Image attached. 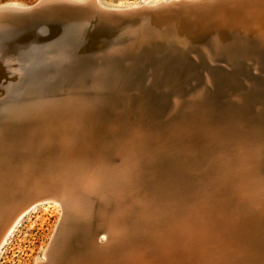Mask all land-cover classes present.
Here are the masks:
<instances>
[{
	"label": "bare ground",
	"instance_id": "bare-ground-1",
	"mask_svg": "<svg viewBox=\"0 0 264 264\" xmlns=\"http://www.w3.org/2000/svg\"><path fill=\"white\" fill-rule=\"evenodd\" d=\"M160 1H170V0H158V2ZM158 2L153 3V4H149L148 2L142 3V4L155 5ZM94 3L97 5V7L90 6L89 8L88 6V8L93 12L94 11L102 12L104 9L106 10H123V9H129V8L131 9V8H135L139 6L137 4V6L133 5L128 8H125V7L124 8H118V7L113 8V7H106L102 5L98 0H94ZM212 3H214V1ZM199 4H203V3L201 2ZM218 4L220 3L208 4V5L206 4L204 5L206 6L204 8H201V9L197 8L194 10L190 9L185 13L182 12L183 13L182 15L177 14L178 16L170 17L167 19H160V21L157 20L153 22H146L145 24H135L134 27L131 28V31L128 32L126 36H124V38L117 40L116 44L113 45V46H117L116 47L117 49L115 48L116 50L111 51V48H112L111 47L105 54L101 53V54H96V56H94V57H109V56L111 57H138L137 59L138 62L135 60L132 62L131 66L130 65L128 66V68L130 70H133V72L137 75L138 77V78L136 77L137 79L142 78L143 71L145 72V70H143V66L140 65L139 61L143 59L144 57H150L148 51L152 53L153 57H150L149 61L144 62L146 63V65L149 66L150 64L152 67L156 66L154 68H156V71L158 72L167 67V69L173 75H176L179 73L178 77L182 76L183 80L187 78L185 77L184 74H188V73L190 74L191 70L195 69L194 68L195 66L199 67L198 69L199 71H197V73L196 71L193 72L194 73L193 77L195 78V81L190 85V88L188 90L190 91V94L193 96V98L186 102V106L184 107L179 106L181 108H178V109L175 108L177 110L176 117L179 120V124H180L179 127L181 128H180L179 133L177 132L176 134L177 138L175 141L177 144L176 145L177 149L175 147L174 148L176 150L172 148L175 150V152L172 154L173 156H170L171 159H173L175 163L174 187H173L175 189V192L173 193L176 194V198H174L175 205L173 204L174 209H175L174 213L171 216L168 215L166 212L168 208L166 207L167 209L165 210V212L169 216V218L168 216L166 217L165 212L163 211L164 209L160 207L161 205L159 204V202H162V199L157 203L154 198L155 193H153V196H152L150 193V191L152 190H149L150 188L144 187L145 186L144 183L140 184L138 182L133 181V179L131 178L135 171L143 172L146 170L149 178L142 177L141 181L142 182H145L146 180L149 181L150 179L153 178L152 171L155 168L157 169V166H158L157 161H162L161 159L162 155L158 157L159 156L158 154H160L161 152L160 148L157 151H155L157 153L155 154V152L152 153L151 150H148V148H146V151H143L144 147H142L138 153L127 152L125 156L118 154L117 157L119 158V163L124 161V164L122 163V165L119 164L117 166L107 165L104 167L103 172H104L105 177L103 179L99 178L101 179L100 181L98 180L100 183L97 186H99L100 188L99 189L97 188L98 191L96 190L97 200H96L95 206H93L90 209L87 207L76 208V210L77 209L78 210L76 213L77 219H75V222L78 224H80V222L82 221L86 222V220H88V213L91 210L94 209L96 210L97 213L99 210L101 211L105 210V215L101 214L104 216L101 218V222L103 224L102 226L103 229L101 230L102 231L105 230L106 232H108V236H110L111 239L114 238V242H111V243H114L115 245H117L114 248H108L104 252L106 261L107 259L109 260L108 264H116V263L117 264H130V263L131 264H153L154 263L153 261L155 259L153 257H152L153 259L150 258V256H152L153 254L148 256V254L151 253V249L150 251L143 252L142 254H145L143 256H141L142 255L141 253H139L141 255L137 254L139 251L136 252V248H138L140 244L137 241L134 242L136 240L135 239L136 237L134 236V233L130 229H128L127 227L128 221H135L138 223V225L140 226V233L142 231L145 232L146 236L148 234L147 237L149 238V240L155 242L154 250L156 251L164 249L166 245L170 243L169 235L172 234L177 238V243L181 244V247H182L181 253L182 254L183 253L193 254V257L195 258L196 262L203 263L204 261V263H206L209 260H210L209 262H212L213 258H211V254L209 251L213 250V252H216L217 248H220L226 251L227 254L229 255L232 254V256H235V258L241 264L243 263L244 264H264V256H257L253 248L250 247V245H247L245 242L242 241L241 234L235 228V222H234L235 217H238V215L240 214L239 207L243 206V203L244 205H248L252 203L251 195L249 194L250 188H252L251 184H261L260 183L261 179H264V161H261L260 163H258L256 162V157H255L256 150L260 149L261 146L264 147L263 146L264 145V123L257 124L259 123L257 122L258 120H256L257 123H255V118H256L255 116L261 109L264 108V23H260V19L264 18V0L262 1L252 0L250 2H227V3L222 2L221 6H216ZM5 5L26 7V6H23V5L21 6L18 4L16 5L15 3L5 4ZM188 6L192 7L194 5H188ZM96 8H99V9L96 10ZM141 18H145V17H141ZM147 18L149 17L146 16L144 20H147ZM77 24L78 22H75L73 26L76 27ZM156 25L161 26L162 28L161 30L163 31H159V30L152 31V29H154ZM147 26L150 27L149 30H145V31L143 30V32L140 31L143 27H147ZM168 31H173L175 34L168 32ZM145 33H151L150 36L154 35L152 37L155 38V42H152L151 38H149ZM66 35H67L66 37L68 38V41L73 42L72 33L67 30ZM184 35L198 38L199 41H197V43L193 41H187V38ZM171 40H176L178 43L174 44L175 46L165 45L166 46L165 47L163 45V43L165 44L164 41H166L167 43L168 42L171 43ZM53 41L54 40L49 41V42L43 41L40 44L42 54L36 57L35 59L36 62L35 64H33V67L38 65V66L45 67L46 69L49 68L48 71H46V74L33 72V75H32V73L30 74L26 72L27 79L24 80V82L28 80L30 81V79H36L37 84L35 83L36 85H34L36 86L34 89V92L44 93L52 89L53 86H59L63 82L64 80L63 78L66 77L65 75L67 73L70 74V73L77 72L83 66L82 63L79 62L78 58L71 59V57L69 58L67 56H64L60 52V50L64 52L63 50H66V48H68L67 45L64 46V43H62L63 41L60 42V40H56L55 41L56 43L51 44ZM241 41L242 43H246V45H248L249 48L247 49L243 47L244 48L243 49L242 45H240ZM51 45H55L54 51H56V55L61 53L60 56L63 57V59H66V61L68 62L67 66H69V68L63 65L62 67H60L61 65H60V62H58L57 56L55 57L48 56L49 50L51 49L50 48ZM205 50L210 53V56L216 55L215 57H211V58L218 60L217 63H210L208 67L205 66L207 59H211L210 57H208L207 59L204 58L207 55ZM52 51H53V48L51 49V52ZM256 52L262 53V54L259 55V54H256ZM186 57H200V58H198V60L196 61L195 59L193 60H189V58L186 59ZM250 57H255L254 60L252 59V62H251ZM239 60L243 61L244 67L247 68L246 70H240L241 68L237 66V63L239 62ZM185 62L188 63V67H187L188 70L183 69L184 68L183 63L185 64ZM51 64L52 66L49 67V65ZM205 67L208 70L207 73L205 71L206 69ZM30 68H32V66ZM70 69H74V70L71 71ZM128 77L132 78L130 76ZM122 82H125V81H122ZM23 86L24 85L22 86L20 85L17 87L16 92L14 93L15 95H13V99L24 100L23 98L26 97L27 93H25V89H23ZM226 91H230L232 93L230 94L232 98L231 100L230 98L228 99V98L222 97V94L226 93ZM117 93L115 92V94ZM222 101L223 103H221ZM225 107L230 112L228 111V112H225V114H223L221 112L223 111ZM14 108H9L8 113L10 116L9 115L8 116L11 117L12 115H15L16 118L15 119L10 118V123L9 125H7L8 128L7 130H5L6 133L4 135L3 134L0 135V139H2V146H0V198H1V195L4 189L8 190L9 188H11L14 190L13 184L15 182H14L13 177L11 179L10 169L12 168V165L15 163V160L17 161V158H20V157L22 159L24 158L25 162L29 164V167L25 166L26 167L25 169L32 176L33 165L35 164L36 162L35 160L38 157L37 155L38 152H40V150H38L37 147H29L28 145H25L26 143H28L26 142L25 139H24L26 142L25 144H23L24 142L21 143L18 141L17 137H18V134L20 133L19 130L22 128L24 130L25 129L24 127H32L34 122H33V117H31L29 113L25 112L24 114L23 113L21 114L22 112L21 108L20 109H16L17 107L15 109ZM209 115L213 116V123L208 122ZM210 124H213L211 127L213 132H216L218 135H222V137L218 138L217 145L227 146L226 148H224L223 153L230 150L229 157L228 156L226 157L223 163V166H222L224 168V173L222 176H221L222 173L218 172L219 170L212 172V174L210 175L208 174L210 172H208V170L205 171L204 169L203 171L205 172L199 173L202 170V168L200 170L198 169L199 172H197V169H193L192 165H194V163L198 161L199 158L195 159V157L193 156V153L192 154L186 153L182 149L181 142L186 136H187L186 138H189V136L194 137L196 139V142H195L196 145L201 143V141H199L200 140L199 135H203L204 138L205 137L207 138L206 141H209L208 134H209ZM185 126L187 127V131H185L186 130ZM23 130L21 131L23 132ZM26 130L25 132H27ZM139 135L140 136L134 139L133 142L136 140L137 142L145 141L146 136L142 134H139ZM23 137L26 138V136H23ZM137 142L134 143V146L138 144ZM171 142L172 143L174 142L173 138L171 139ZM204 142L205 141L203 139V143ZM201 145L204 146L203 144ZM70 146H72V143ZM162 146L163 147L166 146L165 148H168L167 147L168 144L165 145L164 143ZM127 148H129V146H127ZM152 149L154 150L157 148L153 146ZM22 150L24 151L26 150L25 152L23 151L24 157L21 156ZM163 150H164V153L165 151H167V149L166 150L163 149ZM51 151L53 153V150ZM71 151L72 150L70 149V152ZM186 151L189 152L188 149ZM206 152H207V148H206ZM169 153H171V151H169ZM64 154H67V152ZM197 155L198 157L201 156V154L199 156L198 153ZM72 159H74V157ZM205 159L203 157L204 161ZM80 160L82 162L83 159H80ZM204 161H202V164ZM186 162L188 163V165L186 166L182 165V163H186ZM259 164L260 166H258ZM83 165L81 164L82 167ZM62 166L64 167V165ZM219 167H220V164H219ZM212 169H215V168H212ZM169 174L170 173H168V175ZM99 175H101V173ZM72 176L73 174H71L69 178H71ZM197 177L201 179V184H202L201 189L203 191V193L201 194L200 193L196 194L194 192L195 190H197L198 192L200 190L198 188L200 187V185L199 184L196 185V183H194V180ZM96 179L94 178V181ZM83 181L86 182L85 179ZM161 183L163 184V182ZM90 185L92 186V184ZM83 186L84 185H82V187ZM193 186L197 188L192 193L191 191L193 190ZM69 187H72V186L70 185ZM84 187L88 188L86 185ZM156 187L157 186L155 185V188ZM160 188H162V185ZM79 189L76 190V192L79 191ZM217 189H219L218 197L220 198V199L218 198V200L221 201L220 204L217 203L216 205L220 208V220H221L220 226L222 228V232L220 234L216 232V226L214 225V217H212L211 215L213 199H214V195L217 192ZM65 190L66 192H68V190L70 189L67 190V187H66ZM221 191L222 193L221 195H219ZM93 192L95 191L93 190ZM72 193H74V191ZM72 193L70 192L71 195ZM68 194L69 193L65 195H68ZM85 194H86V191H85ZM79 195H76V196L79 197ZM84 195L82 196L83 197L82 200L84 199ZM76 196H74L73 198H75ZM167 196H168V193H167ZM78 197H76V199ZM156 198H158V196ZM172 198L173 196L171 197V199ZM79 199L81 200V198ZM165 199L167 201V198ZM68 200H69L68 205L75 202L74 200L72 201V197L70 199L68 198ZM44 201L45 200L37 201L36 203H32L30 205L25 206L18 213H16V215H14V217L11 219L8 214L0 215V247L4 244V242L6 241V238L10 235L15 225L19 222L22 216H24V214L27 213L29 209H31L33 206H35L38 203H43ZM81 201L79 204H81ZM79 204H76L77 207H79ZM158 204L160 206H158ZM169 205L168 207H170ZM236 205H238V209L236 208ZM13 207L14 206H11V208ZM170 208H169V211H172L170 210ZM74 210L75 209H73V211ZM115 216H117L118 222L116 221V219H114ZM73 218H75V216ZM167 223L168 224L170 223L171 226H169ZM88 227L90 226L88 225ZM88 227H85V229ZM74 230H71V231H74ZM101 230H98V231L102 232ZM71 233L72 232H70V234L69 233L67 234L66 232V234L70 236L72 235ZM86 233L90 234V232L88 231ZM99 240L102 241V237H100ZM65 242L66 240L61 237H58L55 240L54 248L55 247L58 248L55 251V255H56V259L58 256V259L60 261L59 262L57 261L51 264H58V263L62 264V262L63 264L67 263V262L65 263V260L68 257L66 258L65 253H64L65 251H63V248H65V245H64ZM88 242H89L88 247L90 245L92 247L88 248L86 246L88 248V251H86L87 249L85 247V251L88 253V255L85 253V256L87 255L88 257H91L92 254L94 256V254H96V252L100 249L98 248L96 243H93V238L89 239ZM83 244L86 245L87 243L84 242ZM119 248H120L119 250L120 254L122 253L123 254L122 256L118 255L120 257H116L117 253H119V251H117ZM134 248H135V251H134ZM138 250L140 249L138 248ZM144 250L145 249H143V251ZM114 251L117 252L116 256L113 254ZM45 253H44V256H45ZM135 253L137 255H135ZM73 255L75 257V253ZM44 256L39 257L38 260H36L38 261L37 264H39V261L40 262L44 261ZM98 256H96V258ZM100 256L102 257L103 254H101ZM87 260L85 262H87ZM68 261H71V260H68ZM82 261L84 262V260ZM167 262L166 264H168ZM218 264H219V261H218Z\"/></svg>",
	"mask_w": 264,
	"mask_h": 264
},
{
	"label": "rangeland",
	"instance_id": "rangeland-1",
	"mask_svg": "<svg viewBox=\"0 0 264 264\" xmlns=\"http://www.w3.org/2000/svg\"><path fill=\"white\" fill-rule=\"evenodd\" d=\"M36 1L37 0H0V5L15 3L16 5L18 4L21 6L22 5L27 6V5H31L35 3ZM98 1L106 7H113V8H116V7L128 8L133 5L137 6V4L140 5L142 3H147V2L149 4H153V3L158 2V0H98ZM116 47L117 46H113L111 48V51L116 50L117 49ZM205 52L207 54L206 57H204L205 59H207L208 57L211 58V57L216 56V55L210 56V53L206 50ZM144 58L139 61L140 65L143 66V70H145V72L143 71L144 77L142 76V78H139V79H137L138 77L133 72V70H130L128 68L129 65L130 66L132 65L133 61L136 60L138 62L137 60L138 57H111V56L93 57L92 59L87 61L86 64H83L81 69H79L77 72L70 73V74L67 73L65 75L66 77L63 78L64 79L63 82L59 86H53L52 89L44 93L34 92V89L36 87L34 85H36L37 82H36V79H30V81L29 80L26 81L23 86V89H25V93H27L26 97L23 98L24 100L14 99L12 106H10V108H14V107L15 108L17 107L16 109L21 108L22 109L21 114L22 113L24 114L25 112H27L30 114L31 117H33V122H34L33 126L24 127L25 128L24 130L23 128L20 129L19 130L20 133L18 134L17 139L21 143L24 142L23 144L28 142L25 145H29L31 141L33 140L34 144L37 143L35 147L37 146V149L40 150V152H38L37 154L38 156H41L40 161L37 164L38 166L35 164L33 165L32 177H34V180L46 181V183L53 182L55 180L57 182H60L62 185H63V182H66V185L64 186L67 187V190L70 189L68 190V192H66V190L64 191L65 194L69 193L68 195H66V197L69 199L72 197V201L73 200L75 201L74 203L70 204L71 208L69 207L70 209H72L71 211L75 209L74 210L75 212L73 211L72 213V215L75 216V218H73L74 221L73 219L71 220L70 224H68L67 231H64L63 234L61 235V238L66 240L64 244L65 248H63V251H65L64 253H65L66 258L68 257L65 260V263L67 262L66 264H81V263L83 264H104V263L108 264L109 263L108 259L106 261V257L104 256V253L96 252L97 255L94 254L95 257L93 256V254L91 257H88L87 256L88 253L86 252L88 251L89 247H92L91 245L88 247L89 239L93 238V243H96V245L99 242H102L99 240L100 237H102V240L106 242L104 239V233H102V235L96 234L95 236H93L94 232H93V229L91 228V225L90 227H88V224H86L87 225L86 227L88 228L86 229L85 227L82 228V231H83L82 232L81 229L79 230L78 227L75 228L73 226L74 224L72 223H74L75 219H77L76 213L78 209L76 210V208L87 207L90 209L93 206H95V203L97 200L96 199L97 191L100 188L99 186H97L99 185L100 183L99 181L101 180L99 178L103 179L105 177L104 172H103L104 167L107 165L117 166L119 164L122 165V163L124 164V161L119 163V158L117 157L118 154L125 156L127 152L138 153L142 147H144L143 151H146V148H148V150H151L152 153L157 151L159 148L161 149L160 150L161 152L160 154H158L159 155L158 157L162 155L161 159L163 162L157 161L158 166H157V169L155 168L152 171L153 173L152 179H150L149 181L146 180L145 182L141 181L142 177L149 178L146 170L143 172L135 171L131 178L133 179V181L138 182L140 184L144 183L145 184V186L143 185L144 187L150 188L149 190H152L150 191L151 195L153 196V193H155L154 198L157 203L162 199V202H159L161 206L159 204L158 206L162 207L164 209V210L162 209L164 212L168 208V210H166L168 215L171 216L174 213V210H175L174 209V205H175L174 198H176V194L173 193L175 192V189L173 188L174 187L175 163L173 159H171L170 156H173L172 154L177 149L176 148L177 144L175 141L177 138L176 134L177 132L179 133L180 128H181L179 127L180 126L179 120L176 117V114H177L176 109L181 108L179 106H182V107L186 106V102L193 98V96L190 94V91L188 90L190 88V85L195 81V78L193 77V74H194L193 72H195L196 69L191 70L190 74L189 73L184 74L185 77L187 78L183 80L182 76L178 77L179 73L176 75H173L167 69V67L165 68L166 70L165 69L161 70L162 72L156 71V68H154L156 66L152 67L150 64L148 66L146 65V63H144L145 61H149L150 57H144ZM188 58L189 60L195 59L197 61L198 58L200 57H186V59ZM250 58L252 62V59L254 60L255 57H250ZM217 61L218 60L212 59V58L207 59L205 66L208 67L210 63H217ZM183 67H184L183 69L187 70L188 63L186 62L185 64L183 63ZM148 69H150L151 71ZM205 71L207 73L208 71L207 68L205 69ZM152 72L153 73L155 72L154 73L155 76ZM145 74H147L148 76ZM128 76L132 78H129ZM108 79L111 81H109ZM122 81H125V82H122ZM27 83L30 85H28ZM115 92L117 94H115ZM208 122L213 123L212 115L208 116ZM212 125L213 124H210L209 126L210 127L209 134H208L209 141H206L207 138L206 137L204 138L203 135H199L200 137L199 141H201V143L196 145L195 143L196 139L194 137L189 136V138H186L187 137L186 136L184 139L182 138L183 139L181 142L182 149L186 153H190V154L193 153V156L195 157V159L199 158V160L196 161L197 163L195 162L194 165H192L193 166L192 168L197 169V172H199V170L202 168V170L199 173L201 172L203 173L208 170V172H210L208 174L210 175L212 174V172L219 170L218 172L222 173L221 174L222 176L224 173V168L222 166H223V163L226 157L227 156L229 157L230 150L223 153L224 148H226L227 146L217 145L218 138L222 137V135H218L216 132H213L211 128ZM185 129H186L185 131H187L186 126H185ZM21 130H23V132ZM25 130L27 132H25ZM139 134L146 136L145 141L137 142L136 140L133 142L134 139L140 136ZM23 136H26V138ZM172 138L174 140L173 143L171 142ZM202 138L205 141L204 143H203ZM211 138L213 139V141ZM24 139L26 140V142ZM136 142L138 144L134 146V143ZM71 143H72V146L74 145L75 147L70 146ZM164 143L165 145L168 144L167 146L168 148H165L166 146L165 147L162 146ZM201 144H203L204 146H202ZM127 146H129V148H127ZM153 146H155L157 149L153 150L152 149ZM185 146L187 147L189 152L186 151L187 149ZM205 147L207 148V152H206ZM172 148H174L175 150ZM50 149L53 150V153L55 155L52 153ZM70 149L73 152L72 151L70 152ZM163 149L165 150L167 149V151H165L164 153ZM169 151H171V153H169ZM199 151H201L202 153ZM66 152L69 156L67 154H64ZM197 153L199 154V156L201 154V156L198 157ZM155 154L157 153L155 152ZM73 157L74 159H72ZM203 157L204 159L206 157L208 158H206L207 160L205 159L204 161ZM255 157H256V162L258 163H260L261 161H264V147L261 146L260 149L256 150ZM80 159H83L82 162ZM47 161H49L51 164L54 161H56L57 163L55 165L57 166L56 167L55 165L48 166ZM65 161L66 163L68 161V163L71 166H73V170L70 171L71 173H68L67 171L68 168L67 169L64 168L66 166ZM202 161H204L203 164H202ZM81 164L82 165L84 164L83 167L81 166ZM219 164H220V167H219ZM62 165H64V167ZM182 165L186 166L188 165V163L187 162L182 163ZM258 166H260V164ZM92 167L93 168L96 167V168L93 169ZM211 167L215 169H212ZM203 169L205 171H203ZM89 170H91L92 172ZM85 171L87 172V174ZM96 171L98 172V174ZM100 173L103 177L99 175ZM168 173L170 174L168 175ZM71 174H73V176L69 178ZM94 178L95 179L97 178V179L94 181ZM84 179L86 180V182L83 181ZM163 179L166 181V183ZM161 182H163L164 185ZM194 183H196V185L197 184L200 185V187H198L200 190L198 192L197 190H195L197 187L193 186V190L191 192L193 193V191L195 190L194 192L196 194L203 193L201 189V185H202L201 179L197 177L194 180ZM90 184H92L93 187ZM70 185L74 188L69 187ZM82 185L84 186L86 185L87 187L89 185L90 186L88 188H85L83 186L84 187L83 188ZM155 185L157 186L156 187L157 189L155 188ZM161 185H162V188H160ZM169 185L170 186L173 185V186L170 187ZM79 188L82 189L83 191L80 190ZM78 189L79 191L76 192V190ZM71 190H73L74 193H72L73 191ZM93 190L96 193L93 192ZM85 191H86V194H85ZM166 191L168 193V196H167ZM70 192L72 193V195L70 194ZM218 192H219V189H217V192L214 195L211 215L212 217H214V225L216 226V232L220 234L222 232V228L220 226L221 225L220 208L216 206L217 203L219 204L221 203V201L218 200L219 198ZM78 193L79 194L82 193V194L79 195ZM221 193L222 191L220 192L219 195H221ZM76 195H79V197ZM83 195H84V199H83L84 201L82 200ZM74 196L78 198L77 199L76 197L73 198ZM157 196L158 198H156ZM170 196L171 197L173 196V198L171 199ZM79 198H81L82 201ZM165 198H167V201ZM78 199L81 201L82 205L79 204L80 201ZM57 202L58 201L54 199L52 200L47 199L43 203H38L35 206H33L31 209H29L27 213L24 214V216H22L19 222L15 225L10 235L6 238V241L4 242V244L0 247V264H35V263L37 264L38 261L36 260H38L39 257L44 256V253L47 252L52 241L53 240L55 241V239L59 236L57 229H58V226L60 225V221L62 218V207L60 203L59 202L57 203ZM76 204H79V207H77ZM168 205L171 208L168 207ZM169 208L172 211H169ZM92 212H94L93 213L94 215L92 216L93 217L97 216L98 219L104 217L101 214L105 215V210L103 211L99 210L97 213L96 210L93 209L88 213V218L91 216ZM166 212H165V216L167 217L168 215L166 214ZM114 219H116V221L118 222L117 216H115ZM168 225L171 226L170 223ZM73 227L75 228V230ZM127 227L134 233V236L136 237L135 238L136 240L134 242L137 241L140 244V245L138 244L139 245L138 248L140 250L136 248V252L139 251L137 254L139 253L142 254L143 252L150 251L151 249V253H149L148 256H150L151 254L154 255V256L153 255L150 256V258L155 259L153 261L155 264H166L167 260H168L167 262L168 264H198V263L199 264H218V261H219V264L221 263L222 264H241L235 258V256H232V254L231 255L227 254L226 251L220 248H217L216 252H213V250L209 251L211 254V258H213L212 262H209L210 260L207 261L206 263H204V261L203 263L196 262L195 258L193 257V254H186V253L182 254L181 253L182 252L181 244L177 243V238L172 234L169 235L170 243L167 244L164 249L156 251L154 250L155 242L150 241L149 238L147 237L148 234L146 236L145 232L142 231L140 233V226L138 225L137 222L128 221ZM71 230H74L76 234L74 231H71ZM77 231L80 233L79 235H77L78 233ZM85 231L90 232V234L86 233ZM66 232L67 234L68 233L70 234V232H72L71 233L72 235L71 236L67 235ZM107 241H109L110 243L114 242V238L111 239V237L109 236V239ZM84 242L87 244L86 245L83 244ZM85 247L87 249L86 251H85ZM140 247L145 250L143 251V249H141ZM152 249L154 250V252ZM119 250L120 248L117 251ZM134 251H135V248H134ZM73 252L75 253V257L73 255L74 254ZM85 253L87 254L86 256H85ZM116 253H117L116 251L113 252L115 256H116ZM101 254H103L102 257L100 256ZM122 254H120V251H119L116 257H120L118 255L122 256ZM137 254L135 253V255ZM143 255L145 254H142L141 256ZM96 256H98L97 257L98 259L96 258ZM68 260H71V261H68ZM82 260H84V262ZM86 260L87 262H85ZM39 264H42V262L39 261Z\"/></svg>",
	"mask_w": 264,
	"mask_h": 264
},
{
	"label": "water",
	"instance_id": "water-1",
	"mask_svg": "<svg viewBox=\"0 0 264 264\" xmlns=\"http://www.w3.org/2000/svg\"><path fill=\"white\" fill-rule=\"evenodd\" d=\"M213 1L214 3H212ZM250 1L252 0H170L160 1L155 5L141 4L131 9H104L102 12H93L89 9L90 6L97 7L94 0H37L35 3L26 7L1 4L0 135H4L6 133L5 130L8 128L7 125L10 123V118H16L15 115L9 117L10 115L8 110L10 106H12L14 100L13 95H15L14 93L16 92L17 87L24 85V80L27 79L26 72L30 74L32 73V75L33 72L46 74V71L49 69L38 65L33 67V64L36 62V57L42 54L40 44L43 41L49 42L54 40L51 44L56 43V40H60V42L63 41L62 43H64V46L67 45L68 48L63 50L64 52L61 50L60 52L64 56L69 58L71 57V59L78 58L79 62L83 65L96 56V54H105L111 47H113L114 44H116L117 40L124 38V36L131 31V28L134 27L135 24H145L146 22L160 21V19L175 17L178 16L177 14L182 15L190 9L194 10L197 8H204L206 7L204 6L206 4L220 3L216 6H221L222 2ZM201 2L203 4H199ZM188 5L194 6L190 7ZM97 9L99 8H96V10ZM146 16L149 18L144 20ZM75 22H78L76 27L73 26ZM260 23H264V18L260 19ZM149 29L150 27L147 26L143 27L140 31L143 32V30L145 31ZM161 29V26L156 25L152 31H163ZM67 30L72 33L73 42L68 41V38L66 37ZM168 32L175 34L173 31ZM145 34L151 38L152 42H155V38L152 37L154 35L150 36L151 33ZM184 36H186L187 41H193L196 43L199 41L198 38L187 35ZM164 42V46H173L178 43L176 40H171V43H167L166 41ZM240 45H242V48H249L248 45H246V43H242V41ZM54 47L55 45H51L50 48H53V51L51 52L50 49L48 56H57L58 62H60L61 65L59 66H67L68 62L66 59H63V57L60 56L61 53L56 55ZM148 53L150 57H153L150 51H148ZM256 54L260 55L262 53L256 52ZM31 66L32 68H30ZM50 66H52V64L49 65V67ZM237 66L241 68L240 70L247 69L244 67L242 60H239ZM67 68H69V66H67ZM194 68L197 73V71H199V67L195 66ZM70 70L73 71L74 69ZM230 94H232L230 91H226V93L222 94V97L228 99L230 98L231 100L232 98ZM221 103H223V101ZM228 111L229 110L225 107L221 113L225 114V112ZM255 117V123H264V108L261 109ZM256 120L258 121L256 122ZM36 144L31 141L28 146L35 147ZM0 146H2V139H0ZM23 151L24 150H22L21 153L22 157H24ZM40 157L41 156H38L35 160L36 162L34 161L35 165L39 163ZM47 162L48 166H52L57 163L56 161L52 164L49 161ZM65 165L66 166L64 168H68V173H71L70 171L73 170V166H71L68 161L67 163L65 162ZM25 166L29 167V164L21 157L17 158V161L15 160V163L12 165L10 170L11 179L13 177L15 182L13 184L14 190L11 188L3 190L0 198V215L8 214L11 219L27 205L41 200H57L62 207V218L57 229L59 234L58 237H61L74 217L71 209L69 208L70 205H68L69 200L64 192V185H66V182H63L62 185L60 182L55 180L47 183L46 181L34 180V177H32L25 169ZM56 166L57 165H55V167ZM260 183L261 184H251L252 188H250L249 194L251 195L252 203L248 205H244L243 203V206L239 207L240 214L238 217H235L234 222L235 228L241 234L242 241L247 245H250L254 252H256L257 256H264V179H261ZM11 206L14 207L11 208ZM236 208L238 209V205H236ZM93 213L94 212L91 213V216L88 220H86V222L82 221L80 224L74 222L72 224H74V227L77 226L79 230L80 228L82 229L86 227V224L89 226L91 225L94 236L96 234L100 235L103 232L106 242L102 240V242L97 244L100 249L97 252L104 253L108 248H114L117 245L107 241L109 239L108 232L101 230L103 229V227L101 228V226H103L101 218L98 219L96 215V217H93ZM98 230H101L102 232ZM79 234L80 233L78 232L77 235ZM53 241L45 253V259L42 264H51L60 261L58 256L56 259L55 251L58 248H54L55 241Z\"/></svg>",
	"mask_w": 264,
	"mask_h": 264
}]
</instances>
